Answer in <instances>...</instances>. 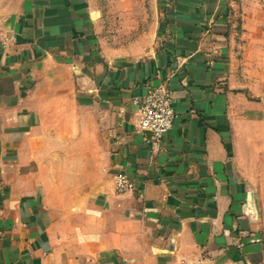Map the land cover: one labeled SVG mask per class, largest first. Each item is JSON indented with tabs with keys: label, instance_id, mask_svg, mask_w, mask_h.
I'll list each match as a JSON object with an SVG mask.
<instances>
[{
	"label": "crops",
	"instance_id": "obj_1",
	"mask_svg": "<svg viewBox=\"0 0 264 264\" xmlns=\"http://www.w3.org/2000/svg\"><path fill=\"white\" fill-rule=\"evenodd\" d=\"M100 18L90 0H23L0 17V264H264L237 143L264 94L237 78L230 1L157 0L134 51L107 44ZM164 81L174 119L154 149L133 98ZM51 84L101 113L104 182L55 171L67 162L44 138ZM117 173L134 189L117 193Z\"/></svg>",
	"mask_w": 264,
	"mask_h": 264
},
{
	"label": "rangeland",
	"instance_id": "obj_2",
	"mask_svg": "<svg viewBox=\"0 0 264 264\" xmlns=\"http://www.w3.org/2000/svg\"><path fill=\"white\" fill-rule=\"evenodd\" d=\"M90 1L101 14L99 34L107 44L126 51L145 48L157 0ZM229 1L232 57L237 78L254 99H259L264 94V0ZM22 2L0 0V17L15 11ZM46 91L54 102L44 120V125L51 130L44 136L45 142L58 145V158L67 162L55 171L76 185L104 182L107 170L101 113L74 105L67 87L51 84ZM59 95L61 98H55ZM237 143L240 165L251 178L250 185L257 195L264 222V118L242 127Z\"/></svg>",
	"mask_w": 264,
	"mask_h": 264
},
{
	"label": "built area",
	"instance_id": "obj_3",
	"mask_svg": "<svg viewBox=\"0 0 264 264\" xmlns=\"http://www.w3.org/2000/svg\"><path fill=\"white\" fill-rule=\"evenodd\" d=\"M133 102L137 104L140 129L150 132L151 146H159L164 132L171 126L174 111L171 104V91L167 83L160 82L151 86L142 95L135 96ZM114 189L117 193H124L134 189V183L124 173L114 175Z\"/></svg>",
	"mask_w": 264,
	"mask_h": 264
},
{
	"label": "water",
	"instance_id": "obj_4",
	"mask_svg": "<svg viewBox=\"0 0 264 264\" xmlns=\"http://www.w3.org/2000/svg\"><path fill=\"white\" fill-rule=\"evenodd\" d=\"M250 203H251V206L253 207L256 215H259L258 198H257V195L254 191L250 192Z\"/></svg>",
	"mask_w": 264,
	"mask_h": 264
}]
</instances>
